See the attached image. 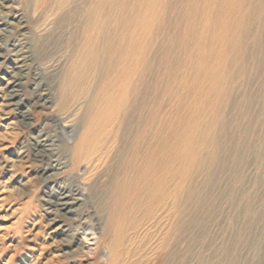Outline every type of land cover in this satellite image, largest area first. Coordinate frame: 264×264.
I'll return each mask as SVG.
<instances>
[{
    "label": "bare ground",
    "instance_id": "1",
    "mask_svg": "<svg viewBox=\"0 0 264 264\" xmlns=\"http://www.w3.org/2000/svg\"><path fill=\"white\" fill-rule=\"evenodd\" d=\"M72 1L76 6L68 11ZM170 1L49 0L51 8L63 12L58 28L62 45L76 54L65 88L71 96L80 93L82 101L72 111L80 128L69 151L84 168L83 173L77 170L82 180L75 191L94 186L108 211L106 264H188L196 259L195 253L186 258L179 249L184 225L187 221L197 229L206 202L203 191L216 180L213 167L222 160L217 153L224 145L211 135L216 122L204 123L219 117L216 99L223 105L232 94L231 76L238 70L243 75L248 40L256 38L249 45L254 50L261 39L263 13L259 5L251 17V8L259 2L264 6V0H187L177 30L185 32L191 54L199 55V72L190 75L181 62L163 58L158 65L164 72L154 82L151 52L158 41L164 48ZM73 14L75 30L67 19ZM77 28L82 30L79 42L73 39ZM178 42L173 38L174 45ZM213 92L216 99L209 97ZM62 118L69 123L67 115ZM231 127L225 131L234 133ZM75 191L52 202L55 209L71 213ZM185 207L192 209L187 220Z\"/></svg>",
    "mask_w": 264,
    "mask_h": 264
},
{
    "label": "rangeland",
    "instance_id": "2",
    "mask_svg": "<svg viewBox=\"0 0 264 264\" xmlns=\"http://www.w3.org/2000/svg\"><path fill=\"white\" fill-rule=\"evenodd\" d=\"M170 2L169 26L161 38L164 48L160 41L152 47L153 80L164 72L163 58L181 62L190 75L200 69L199 55L191 54L185 32L177 30L178 16L188 11L187 0ZM259 5L257 11L263 13L259 47L249 46L256 38L248 40L243 75L235 66L238 71L228 84L232 94L223 105L217 92L209 96L218 100L215 109L220 112L204 125L216 122L211 135L224 145L217 153L222 160L213 167L218 170L216 180L203 191L206 202L199 225L197 229L187 221L184 225L179 249L186 258L196 254L188 264H264V6L260 2L253 4L251 17ZM75 6L70 2L68 11ZM51 7L49 0H0V264H106L108 211L94 186L75 191L82 180L77 170L83 173L84 168L73 160L69 148L80 128L72 111L82 99L80 93L71 96L65 88L76 54L70 55L59 36L63 12ZM67 19L75 30L77 17ZM186 25L184 18L183 28ZM85 28L87 35L88 21ZM76 31L73 39L79 42L82 30ZM175 37L179 42L174 45ZM66 115L67 124L62 118ZM231 124L234 133L225 131ZM207 155L208 151L202 157ZM70 191H75L77 202L71 213L62 214L52 202ZM187 197L188 190L185 202ZM188 207L186 220L192 210Z\"/></svg>",
    "mask_w": 264,
    "mask_h": 264
}]
</instances>
